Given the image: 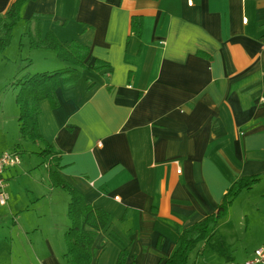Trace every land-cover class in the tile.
<instances>
[{
  "label": "crops",
  "instance_id": "1",
  "mask_svg": "<svg viewBox=\"0 0 264 264\" xmlns=\"http://www.w3.org/2000/svg\"><path fill=\"white\" fill-rule=\"evenodd\" d=\"M14 1L0 0V20ZM27 32L88 48L57 107L40 103L38 128L60 153L61 179L108 215L91 264H116L125 248L124 264H164L236 179L258 176L186 264H217L232 242L224 264L252 258L264 245V0H27L0 54L11 85L68 67L30 50ZM10 86L12 99L0 91V155L16 152L20 164L5 173L0 264H69V196L50 184L43 144L20 138ZM251 224L260 240L237 245L252 239Z\"/></svg>",
  "mask_w": 264,
  "mask_h": 264
},
{
  "label": "trees",
  "instance_id": "2",
  "mask_svg": "<svg viewBox=\"0 0 264 264\" xmlns=\"http://www.w3.org/2000/svg\"><path fill=\"white\" fill-rule=\"evenodd\" d=\"M26 1L15 0L0 20V54L7 49L11 42L12 29L20 20V11ZM139 22V18L132 20V29L137 33L140 31V27L138 30ZM27 35L30 50L51 51L58 60L67 64L68 67L55 72L27 74L11 85L15 90L14 104L18 109V133L22 140L43 144V149L38 157L47 167L49 182L53 187L59 188L69 196L67 217L70 227L64 234L66 246L64 258L69 264H91L94 239L97 233L106 226L108 215L101 209H93L87 205L82 194L71 184L61 179L58 174L60 153L43 140L38 128L40 103L46 101L50 108L57 107V89L60 87L69 89L76 85L82 70L85 69L88 48L74 41L62 45L51 33H46L43 38L29 35L28 32ZM95 64L99 65V62L97 61ZM258 181V176L236 179L223 196L214 214L181 232L177 249L164 264H186L189 254L197 245L212 238L218 222L227 214L232 201L242 191L250 190ZM127 254L128 249H123L116 264H124Z\"/></svg>",
  "mask_w": 264,
  "mask_h": 264
},
{
  "label": "built area",
  "instance_id": "3",
  "mask_svg": "<svg viewBox=\"0 0 264 264\" xmlns=\"http://www.w3.org/2000/svg\"><path fill=\"white\" fill-rule=\"evenodd\" d=\"M259 102L264 103V98L259 99ZM19 164L20 156L16 152L0 155V207H3L7 201L5 173L9 169L17 167ZM243 264H264V245L254 250L252 258Z\"/></svg>",
  "mask_w": 264,
  "mask_h": 264
},
{
  "label": "rangeland",
  "instance_id": "4",
  "mask_svg": "<svg viewBox=\"0 0 264 264\" xmlns=\"http://www.w3.org/2000/svg\"><path fill=\"white\" fill-rule=\"evenodd\" d=\"M52 56H54L53 54H52ZM35 69V68H34ZM11 72H12V70L10 69V71H8V73H1L0 74V91H2L3 93L4 92H6L5 93V95H3V96H7L8 98H11L12 99V97H11V93H12V90H11V88H9V86L11 85V83H9V77H10V74H11ZM9 83V84H8ZM7 86V88L5 89V87ZM11 87V86H10ZM5 89V90H4ZM12 89H13V87H12ZM5 97H3V98H5ZM10 170V169H9ZM63 194V193H62ZM65 195V194H64ZM233 202V201H232ZM258 225V223L256 224V226ZM256 226L254 227V225L253 224H251L250 225V230H251V233L254 231V230H256L257 228H256ZM221 232V231H220ZM248 233L247 234V236L249 235V237L250 236H252L253 234H255V233ZM260 240V238H256L255 237V235H253V237H252V239L250 240V241H248V239L246 240V241H242V242H236L237 243V245H239V246H243V245H246L248 248H250V247H253L254 246V244H255V242L257 243V241H259ZM215 244V241L212 243V245H214ZM231 244H233V242L232 243H228V244H225V245H223V247H224V250H226L224 253H223V257H222V259H220L218 262H217V264H224V260H226V255H228L229 254V245H231ZM217 245H219V243H217ZM233 246V245H232ZM202 264H207V263H202Z\"/></svg>",
  "mask_w": 264,
  "mask_h": 264
}]
</instances>
